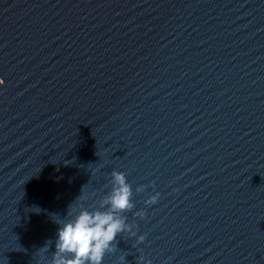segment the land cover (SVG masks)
Returning a JSON list of instances; mask_svg holds the SVG:
<instances>
[{
    "label": "water",
    "instance_id": "obj_1",
    "mask_svg": "<svg viewBox=\"0 0 264 264\" xmlns=\"http://www.w3.org/2000/svg\"><path fill=\"white\" fill-rule=\"evenodd\" d=\"M264 129V0H91Z\"/></svg>",
    "mask_w": 264,
    "mask_h": 264
},
{
    "label": "clouds",
    "instance_id": "obj_2",
    "mask_svg": "<svg viewBox=\"0 0 264 264\" xmlns=\"http://www.w3.org/2000/svg\"><path fill=\"white\" fill-rule=\"evenodd\" d=\"M3 83L0 80V84ZM112 177L114 187L101 205L105 210L89 211L81 206L74 219L59 223L56 250L50 264H102L105 253L113 250L116 237L127 230L125 219L117 214L130 210L133 204L125 175L114 171ZM158 197L159 193L148 203H155ZM139 240L142 242L144 236ZM47 248L46 244L44 249Z\"/></svg>",
    "mask_w": 264,
    "mask_h": 264
}]
</instances>
